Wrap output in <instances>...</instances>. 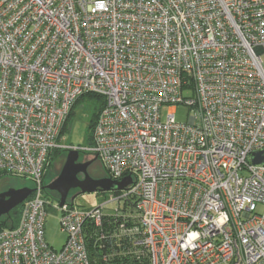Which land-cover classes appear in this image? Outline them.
I'll list each match as a JSON object with an SVG mask.
<instances>
[{
    "label": "built area",
    "instance_id": "1",
    "mask_svg": "<svg viewBox=\"0 0 264 264\" xmlns=\"http://www.w3.org/2000/svg\"><path fill=\"white\" fill-rule=\"evenodd\" d=\"M263 56L264 0H0V178L34 189L0 231V264H93L87 224L129 236L137 264H264V165L251 159ZM86 94L104 100L90 145H59ZM178 105L187 122L162 117ZM58 149L131 183L91 210L60 206L44 178ZM50 196L59 251L45 240Z\"/></svg>",
    "mask_w": 264,
    "mask_h": 264
},
{
    "label": "rangeland",
    "instance_id": "2",
    "mask_svg": "<svg viewBox=\"0 0 264 264\" xmlns=\"http://www.w3.org/2000/svg\"><path fill=\"white\" fill-rule=\"evenodd\" d=\"M264 59V56H263ZM186 94H192V91L186 92ZM100 105V101L96 98L85 95L80 102L75 106L74 112L70 119V125L68 130L64 132L59 140V145L61 146H72V147H82L86 148L90 145V137L92 136V121L94 119L95 108ZM173 109L175 116L179 122H187L191 112L187 106L178 105L175 108H170L165 106L162 109V117L165 118L166 115ZM86 159H93L94 155L87 152H82ZM65 153L60 152L52 159L50 168L45 178L46 185L54 180L59 174L65 163ZM92 170L97 178L105 177L106 171L102 167L99 160L92 164ZM22 188L31 187L32 183L19 178H2L0 179V192L8 190L9 188ZM112 191H96V192H86L78 194L74 199V204L82 210H91L101 204L105 203L111 195ZM76 193H72L68 196L69 200ZM50 203L47 205V218L45 224V240L53 249L59 251L62 249L65 241L66 235L60 229V217L62 215L61 209L58 207L57 202L54 198L50 196ZM115 204L110 205L113 208ZM261 211V207L258 209Z\"/></svg>",
    "mask_w": 264,
    "mask_h": 264
},
{
    "label": "water",
    "instance_id": "3",
    "mask_svg": "<svg viewBox=\"0 0 264 264\" xmlns=\"http://www.w3.org/2000/svg\"><path fill=\"white\" fill-rule=\"evenodd\" d=\"M80 151L77 149L68 150L66 161L60 171V174L46 188L49 191H56L60 195V206L67 201L71 190L78 189L72 200L80 193L96 192V191H114L124 190L131 183L130 178L123 180H114L109 177L95 178L88 173L87 168L97 160V157L80 161ZM252 162L254 164L264 165V149L256 151L252 154ZM84 177L80 178L79 175ZM31 187L9 188L0 192V219L8 215L13 209L25 202L33 193Z\"/></svg>",
    "mask_w": 264,
    "mask_h": 264
},
{
    "label": "trees",
    "instance_id": "4",
    "mask_svg": "<svg viewBox=\"0 0 264 264\" xmlns=\"http://www.w3.org/2000/svg\"><path fill=\"white\" fill-rule=\"evenodd\" d=\"M96 98L100 101V105L95 108L94 119L92 121V128L94 127V123L103 108L104 100L101 96L97 94H86ZM83 95L77 103L73 106L71 113L69 114L65 125L63 127L62 135L69 128V123L71 116L74 112L75 106L80 102V100L84 97ZM90 137V141H92ZM91 143V142H90ZM61 149L54 150L50 153L47 163H46V175L48 173V169L51 166L52 159L60 153ZM2 179V178H0ZM135 201L132 198L126 200L122 206V210L124 212H133L135 209ZM21 212V205L17 208L13 209L8 215L4 216L0 219V231L6 228L15 227L18 223ZM104 232L101 229H97L92 224H87L85 226L86 233V246L89 250V254L93 257V264H137L139 259L137 255H135V247L132 239L127 235H122L120 237H105L101 238V234Z\"/></svg>",
    "mask_w": 264,
    "mask_h": 264
},
{
    "label": "flooded vegetation",
    "instance_id": "5",
    "mask_svg": "<svg viewBox=\"0 0 264 264\" xmlns=\"http://www.w3.org/2000/svg\"><path fill=\"white\" fill-rule=\"evenodd\" d=\"M62 152H64L65 153V158L67 157V154H68V150H63ZM66 160V159H65ZM80 161H87L88 159H86L85 158V156L83 155V153L80 151V159H79ZM97 161V160H96ZM95 162V161H94ZM93 162V163H94ZM92 163V164H93ZM92 164L87 168V170H88V173L91 175V176H93V177H95V178H97V176H95L94 175V173H93V170H92ZM79 177L80 178H83L84 177V175L83 174H80L79 175ZM106 177H108L107 175H106ZM55 179V178H54ZM79 192V190L78 189H75V190H71L70 191V193H69V195H71L72 193H78ZM54 196H56L57 198H60V195L56 192V191H52L51 192ZM68 195V196H69ZM69 198H67V200H68ZM70 200H72V199H70Z\"/></svg>",
    "mask_w": 264,
    "mask_h": 264
}]
</instances>
